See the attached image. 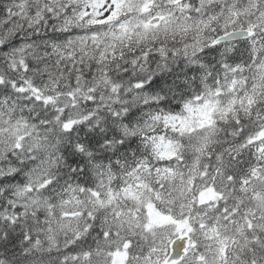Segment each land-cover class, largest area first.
Returning <instances> with one entry per match:
<instances>
[{
  "label": "snow or ice",
  "instance_id": "1",
  "mask_svg": "<svg viewBox=\"0 0 264 264\" xmlns=\"http://www.w3.org/2000/svg\"><path fill=\"white\" fill-rule=\"evenodd\" d=\"M0 264H264V0H0Z\"/></svg>",
  "mask_w": 264,
  "mask_h": 264
}]
</instances>
